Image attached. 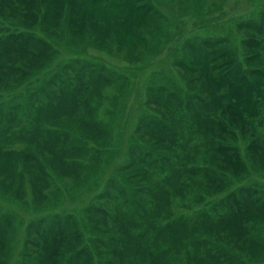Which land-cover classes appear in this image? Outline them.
Returning <instances> with one entry per match:
<instances>
[{
    "label": "rangeland",
    "instance_id": "374dc122",
    "mask_svg": "<svg viewBox=\"0 0 264 264\" xmlns=\"http://www.w3.org/2000/svg\"><path fill=\"white\" fill-rule=\"evenodd\" d=\"M47 1L38 0V15L26 0L0 1V38L34 40L28 57L0 65L8 264L25 261L28 224L55 215L78 229L77 247L94 246L90 260L75 264H264V91L251 114L241 110L234 120L221 112L226 146L217 151L198 114L218 119L219 109L199 102L188 109L194 93L209 94V82L189 65L186 47L221 37L243 69L261 64L245 60L242 38L250 35L237 25L256 17L264 0H111L108 7L58 0L51 9ZM259 72L248 80L264 90ZM151 118L176 140L161 147L162 125ZM103 192L109 199L97 197ZM237 202L249 212L227 222L242 212ZM218 245L223 263L208 255ZM46 257L36 252L31 260Z\"/></svg>",
    "mask_w": 264,
    "mask_h": 264
},
{
    "label": "trees",
    "instance_id": "16d2710c",
    "mask_svg": "<svg viewBox=\"0 0 264 264\" xmlns=\"http://www.w3.org/2000/svg\"><path fill=\"white\" fill-rule=\"evenodd\" d=\"M0 1L4 2L5 0ZM27 2L31 4L30 9L35 14L40 12L41 4L37 3L38 0H26V6H30ZM56 3H58V0H50V2L47 1V4L50 5V9ZM100 3H103V5L106 7L113 5L111 0H100ZM34 5L35 7H33ZM237 28L246 30L248 35H250H246L242 38L244 45L246 48H248L246 51L247 53L245 55V60L247 61L248 59L253 60L257 58V60L261 59V64H256L255 66L251 65L252 67L247 66L245 69H243L239 61L235 60L232 53L227 50L225 46L226 40L221 37L205 39L201 41L199 47L193 46L191 43L186 42V47L191 49L193 54V59L189 60V65H194L195 69H203V72H205L207 77V79L203 80L205 87L209 82V87L207 89L209 94L204 96L200 93H194V95L187 101L188 109H195L193 106H196V102L200 103L198 104L199 106L202 104L204 107L211 105V107L214 106L216 109H219L218 113L220 117H218V119H213L211 116L208 117L205 113H199L198 116L204 124L207 123L206 126L210 131L206 133V136L210 137V143L212 144L213 148L217 151L219 149L221 152L224 151L226 146L221 144L222 142H219L221 133H219L217 130V125L219 123L221 124V121L224 118V114H221V112L224 110L227 116H230L235 120L237 113H240L241 110H245L247 112L248 109H253V106L263 99L264 90H261V85H256L258 87L257 88L255 86L254 80L248 79L253 77V73L258 74L259 71L261 72H259V74L264 77V59L261 56V52L264 51V8L260 9L256 17H249L239 21ZM30 33L32 34V32ZM23 37L25 40H22L21 42L19 41L17 35H13L12 33L3 36L4 39H2V37L0 38V65L5 67L8 65L9 60L11 62H15L21 58L25 59L29 56L26 55L30 53L27 52L30 51L27 49V46L32 45L34 40L31 35H24ZM38 43L44 46L43 40L38 41ZM181 63H184V61H181L180 65ZM189 65L187 67H189ZM195 77L196 80L199 79V75ZM171 95L174 96V94ZM224 97L226 98L225 101L222 100ZM159 102L162 105L171 107L170 100L167 102L160 99ZM251 112L252 111L247 113L251 114ZM202 117L206 121L203 120ZM211 120L216 123L212 124V122H210ZM163 122V120L160 122L157 121V119L151 118L150 123L152 126L162 125L160 130L156 131L155 133L159 134V136H162L161 147H167L166 141L170 143V141L175 139V136L173 135L170 140L166 137L167 135H165V132H169V128L168 126L164 125ZM223 127L224 130H228L230 128L226 125ZM223 155L225 156L224 153ZM232 155L233 154L230 156L231 158L233 157ZM97 197H105L109 199V195L106 192H103ZM236 206L238 207V210L242 212L237 214L236 217L233 216L232 218L230 216L223 219H225L227 222L237 223L235 219L242 217L241 213L244 212V215L246 212H249L250 206H245L244 209L243 204H239V202H237ZM89 209L92 212L106 213L104 208L95 205L90 206ZM236 226H238V224ZM242 228L243 229L240 230L243 232L245 227ZM27 232L29 235L25 236L24 245L26 251L25 254H23L25 256V261L19 262L18 264H75L79 262L78 260L83 258L89 260L91 259V249L94 246H88L87 244H84L82 247H77V245L80 243V233L78 229L70 226L69 223H65L61 218L58 217V215H55L53 221H48V223H46L44 218H39L36 222L31 221L27 226ZM3 236L4 233L0 231V264H8L9 245L6 243ZM90 240L96 245H105L106 243V240L103 237L91 238ZM214 250L217 253L208 254L211 256L210 259L216 255V262L223 263V261H221L222 259H220L217 255L223 257L224 247L222 245H218ZM49 251L55 254V258H53L52 255L48 253ZM36 252H45L47 257L40 262L33 263L31 256H33V254ZM223 260H225V258ZM232 262L233 261L231 258H229L228 264H233Z\"/></svg>",
    "mask_w": 264,
    "mask_h": 264
}]
</instances>
